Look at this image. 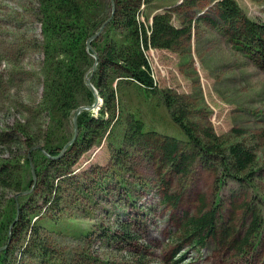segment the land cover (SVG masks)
Listing matches in <instances>:
<instances>
[{
  "label": "rangeland",
  "instance_id": "374dc122",
  "mask_svg": "<svg viewBox=\"0 0 264 264\" xmlns=\"http://www.w3.org/2000/svg\"><path fill=\"white\" fill-rule=\"evenodd\" d=\"M100 1L105 7V30L113 0ZM234 1L250 20L264 23V0ZM217 2L151 0L147 6L143 5L136 19L146 26L152 23L155 14L165 11L171 14L175 27L191 24L189 41L175 51L149 48L145 55L158 88L181 98L182 108L189 111L188 119L196 123L197 135L203 136L208 131L230 140L240 136L239 139L261 155L264 153V60L259 55L247 58L234 48L231 30L221 20ZM38 5L37 0H0V159H6L7 154L20 159L26 155L23 133L36 144L27 152L30 169L32 150L43 153L42 137L50 122L43 102ZM153 102L149 109L141 106L148 130L158 132L161 137L185 141L169 111L157 108ZM102 103L100 101L94 115L98 114ZM127 104L129 108L138 105L135 92ZM39 116L41 118H36ZM116 124L113 121L112 127ZM66 133L73 136L69 124ZM107 135L99 145L87 150L76 165L77 171L87 172L92 187H97V177L111 166L115 146L109 142L111 134ZM123 150L124 164L130 168L129 178L124 176L127 191L115 180L106 193L101 192L103 197L89 206L87 221L69 222L59 234L42 233L53 243L54 256L62 264H264V224L259 236L252 239V244L242 254L235 249V242L219 244L211 238L204 248L194 247L182 239L180 232L186 221L185 214L196 215L203 204L210 209L216 203L223 217L218 233L230 230L236 234V241H241L246 231L244 203L257 208L264 223V208L260 203L264 183L252 187L227 178L219 182L218 172L199 161L189 166L185 174H178L164 167L152 145L125 144ZM166 192L179 198L177 206L164 203ZM19 194L0 186V210L8 198ZM51 215L58 219L60 212ZM117 223L136 232L135 245L119 238L121 231L116 228ZM74 228L83 232L89 230L90 234L78 236ZM31 261L39 264L32 259L26 263Z\"/></svg>",
  "mask_w": 264,
  "mask_h": 264
},
{
  "label": "trees",
  "instance_id": "16d2710c",
  "mask_svg": "<svg viewBox=\"0 0 264 264\" xmlns=\"http://www.w3.org/2000/svg\"><path fill=\"white\" fill-rule=\"evenodd\" d=\"M149 1L113 0V14L112 4L109 5L108 25L100 37L91 41L98 56L91 81L103 101L102 107L97 115H94V110H82L78 114V136L65 153L56 158L73 137L67 135L66 129L69 124L74 134L76 109L92 105L95 101V95L86 85V78L94 64L86 42L103 24L105 7L100 0H37L42 33L39 49L43 53V102L50 119L41 144L48 156L40 150H32L30 156L35 182L27 152H31L36 144L23 133L26 155L20 159L7 154L6 159H0L2 189L23 193L17 199L14 196L8 198L0 210V247L6 245L0 251V264H32V261L26 263L29 259L39 264H62L54 256L53 243L42 233L59 234L69 222L87 221L89 206L95 205L96 200L103 197L101 192L106 193L109 184L115 180L127 191L124 176L129 178L130 168L123 161L125 144L152 145L164 167L181 175L199 161L218 172L219 182L227 178L252 187H260L264 183L263 152L258 155L259 151L239 139L240 136L230 140L208 131L203 136L197 135L196 123L188 119L189 111L182 108L181 98L158 88L145 51L149 48L175 51L189 41L191 24L175 27L171 14L165 11L155 14L152 23L146 26L136 18L140 8L147 6ZM217 1L220 18L231 30L234 48L247 58L259 55L264 60V23L250 20L234 0ZM134 92L138 105L129 108L128 99ZM152 101L157 108L169 111L185 141L170 136L161 137L158 132L148 130L141 106L149 109ZM113 121L117 122L115 127H112ZM18 126L23 132L21 124ZM106 134H111L109 142L115 146V152L111 156L110 168L97 177V187H92L87 172L77 171L76 165L79 158L94 145H99ZM163 201L175 207L179 198L166 192ZM260 203L264 208V197ZM206 206L203 204L196 215L185 214L186 221L180 232L182 239L190 245L202 249L210 238L219 244L235 242V249L242 254L252 244V239L259 236V229L264 224L262 215L249 203L243 204L247 209L246 231L241 241H236V234L230 230L225 229L219 234L223 222L220 206L216 203L210 209ZM54 212H60L58 219H53L51 214ZM116 228L121 231L119 238L124 242L130 245L137 243L136 232L131 227L117 223ZM73 232L82 237L90 234L89 230L83 232L76 228Z\"/></svg>",
  "mask_w": 264,
  "mask_h": 264
},
{
  "label": "water",
  "instance_id": "95a60500",
  "mask_svg": "<svg viewBox=\"0 0 264 264\" xmlns=\"http://www.w3.org/2000/svg\"><path fill=\"white\" fill-rule=\"evenodd\" d=\"M115 11V7H114V4H112V14L114 13ZM106 25V22L100 27V29L98 30V32H96L94 35H92L88 40H87V49L92 52V56L94 58V64L91 68V74L86 78V85L87 87L90 89V91H92V93L95 95V101L92 105H82L80 107H78L74 113V119H73V124H74V134H73V137L72 139H70V141H68L65 146L63 147V149L61 150V153L56 157H60L62 156L66 149L72 145L74 143V141L76 140L77 136H78V130H77V121H76V118L78 116V114L82 111V110H97L99 108V105H100V101H102L99 96H98V93L91 81V77L93 75V73L95 72L96 70V65H97V62H98V56H97V53L94 51L93 47L91 46V41L98 38L102 32L104 31V27ZM43 152L48 156V154L43 150ZM31 171H32V174H33V180L34 182L36 181V177H35V174H34V167H33V164L31 162ZM20 194H23V193H20ZM18 195L15 196V199H17ZM17 219V217L15 218V220ZM12 226V225H11ZM11 232V228L9 230V233ZM10 237V235H9ZM6 248V245L1 247L0 248V251L4 250Z\"/></svg>",
  "mask_w": 264,
  "mask_h": 264
}]
</instances>
